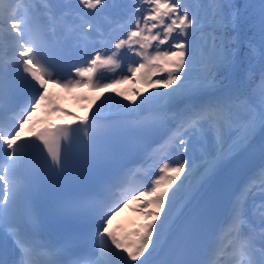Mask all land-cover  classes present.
Instances as JSON below:
<instances>
[{
  "label": "snow or ice",
  "instance_id": "obj_1",
  "mask_svg": "<svg viewBox=\"0 0 264 264\" xmlns=\"http://www.w3.org/2000/svg\"><path fill=\"white\" fill-rule=\"evenodd\" d=\"M137 73L156 91L91 118L49 91ZM42 106L75 119L23 137ZM81 180L54 206L75 230L44 238L35 194ZM0 264H264V0H0Z\"/></svg>",
  "mask_w": 264,
  "mask_h": 264
},
{
  "label": "bare ground",
  "instance_id": "obj_2",
  "mask_svg": "<svg viewBox=\"0 0 264 264\" xmlns=\"http://www.w3.org/2000/svg\"><path fill=\"white\" fill-rule=\"evenodd\" d=\"M117 71H122V69H117ZM101 73H103V74H105L107 76H110V75H113L114 74V73H111V72H107V70H104V69L100 70L98 72V75L101 74ZM124 85L125 84H123L122 86H119V88L122 89L124 87ZM143 85L141 84V85H139V87H136L137 88V89L135 88L136 89V92L138 91V92L142 93L143 95L149 94V93H147L146 89H144V87H142ZM54 88H55V90L57 91V94H58L57 95V99L55 101V103L57 105H59V102H60L61 99H64L65 100V98H66L68 100V103L67 104H71L72 107H74L75 109L78 110V108L75 107V100L78 99V98L81 99L82 93L84 91L83 90V87H76V88H73V90L72 89L71 90H66V89H64V88H62V87H60L58 85H54ZM111 90L116 93L114 95L116 99L122 100V98L120 97V95L118 94V92L115 91V88H111L110 91ZM160 91H165V89H162ZM107 95H108L107 93H104L102 95H99L98 94V89H94V96H93L92 100L90 99L89 96H87L88 101L85 103V108L79 110L78 112L79 113H82V112H85V110H87L89 112H94L95 111V108L102 102V100ZM140 98L141 97L139 96L138 99L136 100L137 103L139 102ZM86 104H87V109H86ZM67 116H69V115H67ZM69 117H71V116H69ZM135 168H137V167H133V169H135ZM182 179H183V177H182ZM135 180L136 181L141 180V177H140L139 174H137ZM179 183H180V181H177V185ZM177 185H171L169 187V192L174 191L175 188L177 187ZM134 218H135V216L132 215L131 213L130 214L120 213V214H117L116 215V218H113L112 219V222H118L119 223V227H120L121 224L126 223V222H130ZM119 227L117 229L118 232L120 231L119 230ZM131 231L133 232V237H131L130 239H134L135 238L134 233L136 231H134L133 229H131Z\"/></svg>",
  "mask_w": 264,
  "mask_h": 264
},
{
  "label": "rangeland",
  "instance_id": "obj_3",
  "mask_svg": "<svg viewBox=\"0 0 264 264\" xmlns=\"http://www.w3.org/2000/svg\"><path fill=\"white\" fill-rule=\"evenodd\" d=\"M114 75V74H113ZM161 74H157L156 76L153 77V79H158L160 78ZM112 76V75H110ZM140 74L137 73V76L135 78L129 79L124 81L125 85L122 89L119 88L120 85H116V84H110L109 88H102V89H98V94L102 95L104 93L112 94L115 95L116 93L113 92L112 90L110 91L111 88H115V91L119 93H124V97H128L130 99L133 100H137L139 96L135 95L136 93V87H139V85H143L142 87H144V89H146L147 93H150L152 91H156V89L154 88H150L148 85H146L145 83H143V80L139 79ZM135 79H138L140 81V84H136V82L134 81ZM136 88V89H135ZM164 89L162 86H160L159 90ZM122 98V100H124L125 103H129L128 99H124V97L120 96ZM82 99H84V94ZM81 107H83V105H81ZM182 179V177H181ZM143 199V198H142ZM142 207V205L137 202L134 204H131L127 207L122 208L119 212H124V213H131L132 215L135 216V218L133 219L132 222L134 221H144L147 222L149 220V217H147L146 215L142 214L140 211H138V208ZM132 222L126 223L124 225H130ZM124 225L122 226V228L124 227ZM128 236H131L132 233L127 234Z\"/></svg>",
  "mask_w": 264,
  "mask_h": 264
}]
</instances>
